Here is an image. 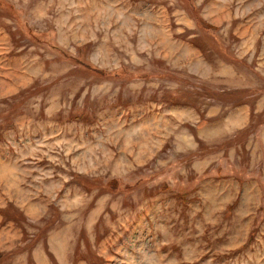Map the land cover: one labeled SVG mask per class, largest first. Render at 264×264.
<instances>
[{"label": "rangeland", "instance_id": "1", "mask_svg": "<svg viewBox=\"0 0 264 264\" xmlns=\"http://www.w3.org/2000/svg\"><path fill=\"white\" fill-rule=\"evenodd\" d=\"M0 264H264V0H1Z\"/></svg>", "mask_w": 264, "mask_h": 264}, {"label": "trees", "instance_id": "2", "mask_svg": "<svg viewBox=\"0 0 264 264\" xmlns=\"http://www.w3.org/2000/svg\"><path fill=\"white\" fill-rule=\"evenodd\" d=\"M1 3H4V2H2V1L0 0V4H1Z\"/></svg>", "mask_w": 264, "mask_h": 264}]
</instances>
